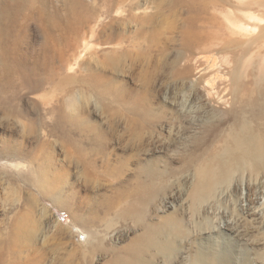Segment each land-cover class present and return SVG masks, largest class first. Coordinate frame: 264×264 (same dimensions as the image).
<instances>
[{
  "label": "bare ground",
  "instance_id": "obj_1",
  "mask_svg": "<svg viewBox=\"0 0 264 264\" xmlns=\"http://www.w3.org/2000/svg\"><path fill=\"white\" fill-rule=\"evenodd\" d=\"M54 2L0 0V103L7 115L22 116L15 103L32 74L41 68L49 69L50 76L57 74L58 63L62 73L72 68L70 49L97 19L84 0H65L61 8ZM100 2L105 13H128V20L140 26L139 34L147 31L151 45L163 50L169 43L178 45V61L187 65L184 71L190 85L206 105L202 110L185 109L196 126L199 120L206 123L205 136L196 143L202 154L192 164L188 202L174 212L154 215L151 185L142 180L133 188L128 180L114 197H90L88 203L80 204L77 191H63L65 172L57 168L51 145L50 152L46 146L42 154L38 145L28 146L14 131L0 139V206L4 210L0 264H44L38 231L43 213L55 207L67 211L70 222L63 223L56 214L46 225L57 231L67 229L74 248L63 254L57 250L53 264H70L75 258L80 264H96L95 257L101 254H108L102 264H264V252L253 251L243 228L247 222H264V194L248 195L244 203H224L220 197L225 192L219 190L236 173H242L238 180L242 183L245 174L264 178V0ZM33 18L42 20L46 36L38 51L26 49L24 41ZM53 79L48 80L50 90L42 102L51 106L52 88L60 90L63 99H73L68 89L72 76L64 74L59 82ZM48 113L56 118L45 127L48 134L67 137L85 170L99 171L96 158L81 151L106 152L95 146L96 141L90 139L86 145L77 137L93 128L73 121L60 106ZM111 216L116 226L107 230L105 219ZM126 229L135 234L122 244ZM258 231L264 239V228L258 226Z\"/></svg>",
  "mask_w": 264,
  "mask_h": 264
},
{
  "label": "rangeland",
  "instance_id": "obj_2",
  "mask_svg": "<svg viewBox=\"0 0 264 264\" xmlns=\"http://www.w3.org/2000/svg\"><path fill=\"white\" fill-rule=\"evenodd\" d=\"M84 2L88 12L97 19L77 36L75 49H70L68 55L73 53L70 56L72 68L62 73L58 63L55 66L57 74L50 76L49 69L44 68L32 74L23 87L22 98L15 103L22 116L7 115L6 108L0 103V139L16 131L19 140L28 146L38 145L42 154L46 146V151L50 152L51 145L57 168L61 173L65 172L62 173L63 191L65 194L77 191L80 204L88 203L90 197L94 200L105 195L114 197L116 189H124L125 185H121L128 180L133 182V188L144 180L151 185L153 192L149 197L155 208L153 214L174 212L177 206L188 202L193 183L192 164L202 154V150L196 149V143L198 138L205 136L206 127L203 120H199L196 126L185 109L192 106L202 110L206 105L190 85L184 71L187 65L178 61V45L169 43L165 50L159 45H151L147 31L139 34L140 26L128 20V13H105L100 0ZM53 4L61 8L65 0H55ZM25 35L26 49L38 51L46 37L42 20L30 19ZM48 40L51 42L50 38ZM62 74L72 76L68 89L73 99H63L62 92L52 88L48 97L53 98V102L51 106L45 105L42 97L50 90L49 78L59 82ZM53 106L57 109L60 106L72 116L73 121L84 122L94 129L77 137L85 144L91 142L90 139L96 141L95 146L106 152L81 151L86 157L96 158L99 171L85 170L83 163L78 161L79 153L70 146L67 137L48 134L45 127L56 122V118L48 113ZM241 174L236 173L232 182L219 189L225 192L220 197L222 202L237 200L244 203L248 195L252 197L258 191L264 194L262 176L242 175L245 179L242 183L238 181ZM43 214L38 246L44 256L43 263L51 264L57 250L63 254L74 248V242L67 229H49L46 222L57 214L63 223L68 224L70 216L67 211L56 207ZM3 217L2 207L0 219ZM115 226L116 218L105 219L107 230H113ZM258 226L264 228V222L245 223L244 238L255 247L254 252H264V239ZM134 234L133 229H126L121 243L128 242ZM107 258L108 254L97 255L96 264H102ZM80 262L78 258L70 259V264Z\"/></svg>",
  "mask_w": 264,
  "mask_h": 264
}]
</instances>
